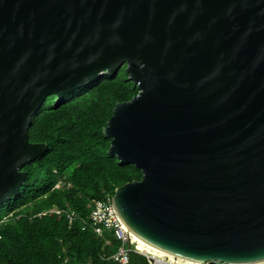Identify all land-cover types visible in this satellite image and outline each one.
<instances>
[{
  "label": "water",
  "instance_id": "obj_1",
  "mask_svg": "<svg viewBox=\"0 0 264 264\" xmlns=\"http://www.w3.org/2000/svg\"><path fill=\"white\" fill-rule=\"evenodd\" d=\"M125 65L138 88L104 127L142 172L111 202L193 263L264 264V0H0V204L17 194L45 97Z\"/></svg>",
  "mask_w": 264,
  "mask_h": 264
},
{
  "label": "trees",
  "instance_id": "obj_2",
  "mask_svg": "<svg viewBox=\"0 0 264 264\" xmlns=\"http://www.w3.org/2000/svg\"><path fill=\"white\" fill-rule=\"evenodd\" d=\"M137 92L120 67L60 100L56 93L45 97L32 117L29 140L45 142L47 150L24 165L17 194L0 204V264H109L103 257L120 241L110 233L104 239L83 220L89 221L94 200L112 197L116 187L142 177L134 164L121 165L109 154L111 138L103 132L115 104ZM68 209L79 215L71 223ZM129 264L151 263L131 251Z\"/></svg>",
  "mask_w": 264,
  "mask_h": 264
},
{
  "label": "built area",
  "instance_id": "obj_3",
  "mask_svg": "<svg viewBox=\"0 0 264 264\" xmlns=\"http://www.w3.org/2000/svg\"><path fill=\"white\" fill-rule=\"evenodd\" d=\"M57 214H61L64 210L52 208ZM65 214L69 222H73L78 213L73 209H68ZM84 223L90 225L93 230L101 237L110 233L113 237L120 241L119 247L109 256H104V260L109 264H129L130 252H139L149 259L151 264H189L186 260L176 258V261L169 260L167 254H152L139 248L135 235L127 228L116 209L114 208L111 197L96 199L90 211L89 221L83 220ZM106 239V238H105ZM108 242V240H107ZM77 264H91L89 262H80ZM198 264V263H191Z\"/></svg>",
  "mask_w": 264,
  "mask_h": 264
},
{
  "label": "bare ground",
  "instance_id": "obj_4",
  "mask_svg": "<svg viewBox=\"0 0 264 264\" xmlns=\"http://www.w3.org/2000/svg\"><path fill=\"white\" fill-rule=\"evenodd\" d=\"M135 238H136V240L139 243V248H141L142 250L147 251V252L152 253V254H161V255L167 254L168 257H169V260L176 261L175 256L173 254L167 253V252H165L163 250H160L158 248H155V247L147 244L144 240H142L141 238H139L137 235H135ZM186 261L189 264L193 263V261H191V260H186Z\"/></svg>",
  "mask_w": 264,
  "mask_h": 264
},
{
  "label": "rangeland",
  "instance_id": "obj_5",
  "mask_svg": "<svg viewBox=\"0 0 264 264\" xmlns=\"http://www.w3.org/2000/svg\"><path fill=\"white\" fill-rule=\"evenodd\" d=\"M121 67L123 68V67H125V65H123V66H121ZM105 238H108V239H109L110 237H109V236L107 237V235H105V236H104V239H105ZM109 240H110V239H109ZM138 245H139V243H138ZM140 249H141V248H140Z\"/></svg>",
  "mask_w": 264,
  "mask_h": 264
},
{
  "label": "clouds",
  "instance_id": "obj_6",
  "mask_svg": "<svg viewBox=\"0 0 264 264\" xmlns=\"http://www.w3.org/2000/svg\"><path fill=\"white\" fill-rule=\"evenodd\" d=\"M207 263V262H206ZM219 263V262H218ZM203 264H205V263H203ZM220 264H222V263H220Z\"/></svg>",
  "mask_w": 264,
  "mask_h": 264
}]
</instances>
